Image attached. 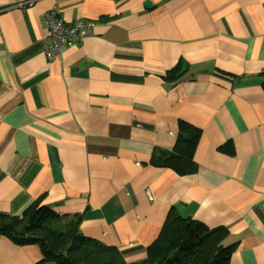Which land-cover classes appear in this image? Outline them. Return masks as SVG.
<instances>
[{
    "label": "crops",
    "instance_id": "1",
    "mask_svg": "<svg viewBox=\"0 0 264 264\" xmlns=\"http://www.w3.org/2000/svg\"><path fill=\"white\" fill-rule=\"evenodd\" d=\"M49 9L97 21L52 60ZM263 83L264 0H0V213L39 199L128 263L191 217L228 230L229 264H264ZM181 123L187 174L151 162ZM40 258L0 235V264Z\"/></svg>",
    "mask_w": 264,
    "mask_h": 264
},
{
    "label": "trees",
    "instance_id": "2",
    "mask_svg": "<svg viewBox=\"0 0 264 264\" xmlns=\"http://www.w3.org/2000/svg\"><path fill=\"white\" fill-rule=\"evenodd\" d=\"M181 73L174 69L166 76L177 79ZM180 128L173 150L151 162L187 174L196 168L192 153L199 132L187 123ZM79 223V216L63 218L36 199L19 215L0 213V235L18 244H36L41 258L35 264H229L234 249V243L223 242L226 228H208L191 217L168 215L146 256L128 263L116 247L81 234Z\"/></svg>",
    "mask_w": 264,
    "mask_h": 264
},
{
    "label": "built area",
    "instance_id": "3",
    "mask_svg": "<svg viewBox=\"0 0 264 264\" xmlns=\"http://www.w3.org/2000/svg\"><path fill=\"white\" fill-rule=\"evenodd\" d=\"M43 17L48 29V34L42 41L43 52L51 60L61 56L64 46L80 42L97 25L95 20L66 22L54 9L45 11Z\"/></svg>",
    "mask_w": 264,
    "mask_h": 264
}]
</instances>
